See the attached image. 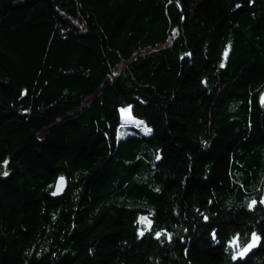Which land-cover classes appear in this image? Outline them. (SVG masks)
<instances>
[{
	"label": "trees",
	"instance_id": "trees-1",
	"mask_svg": "<svg viewBox=\"0 0 264 264\" xmlns=\"http://www.w3.org/2000/svg\"><path fill=\"white\" fill-rule=\"evenodd\" d=\"M263 91L264 0H0V264H264Z\"/></svg>",
	"mask_w": 264,
	"mask_h": 264
},
{
	"label": "rangeland",
	"instance_id": "rangeland-1",
	"mask_svg": "<svg viewBox=\"0 0 264 264\" xmlns=\"http://www.w3.org/2000/svg\"><path fill=\"white\" fill-rule=\"evenodd\" d=\"M90 99L91 98H89L88 101ZM121 118L123 127L119 130V136H126L127 134H130L134 131L128 125L136 126L140 130H147V127L145 124H143V121L132 114L130 106L121 107Z\"/></svg>",
	"mask_w": 264,
	"mask_h": 264
},
{
	"label": "water",
	"instance_id": "water-1",
	"mask_svg": "<svg viewBox=\"0 0 264 264\" xmlns=\"http://www.w3.org/2000/svg\"><path fill=\"white\" fill-rule=\"evenodd\" d=\"M260 103L264 105V91L260 95ZM65 188H66V179L64 177H59L55 185V194H61L65 190ZM257 242L258 239H256V236H253L251 240L240 251V256L245 257L250 252H252L257 247Z\"/></svg>",
	"mask_w": 264,
	"mask_h": 264
},
{
	"label": "snow or ice",
	"instance_id": "snow-or-ice-1",
	"mask_svg": "<svg viewBox=\"0 0 264 264\" xmlns=\"http://www.w3.org/2000/svg\"><path fill=\"white\" fill-rule=\"evenodd\" d=\"M254 203V202H253ZM254 236H255V234H254ZM256 239H259L258 237H256ZM252 246H254V245H252ZM242 254V253H241Z\"/></svg>",
	"mask_w": 264,
	"mask_h": 264
}]
</instances>
